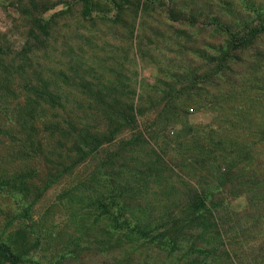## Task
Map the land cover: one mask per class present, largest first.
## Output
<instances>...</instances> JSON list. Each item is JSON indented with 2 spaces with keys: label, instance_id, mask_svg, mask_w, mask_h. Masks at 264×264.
<instances>
[{
  "label": "rangeland",
  "instance_id": "1",
  "mask_svg": "<svg viewBox=\"0 0 264 264\" xmlns=\"http://www.w3.org/2000/svg\"><path fill=\"white\" fill-rule=\"evenodd\" d=\"M259 20L264 0H0V59H28L41 74L33 87L61 97L56 109H75L81 119L84 111L99 109L85 98L90 84L132 100L143 112L133 130L115 132L92 160L76 169L64 162L49 186L28 179L31 171L20 172V159L0 158V245L20 255L22 264H206L205 253L193 254L179 239L167 245L155 234L142 239L113 231L112 224L190 220L171 208L186 203L197 180L193 174L205 178L204 156L201 165L188 167L197 149L215 136L226 139L221 148L236 143L255 150L262 144L264 33L247 49L230 51L219 29L236 34L243 23L256 26ZM188 109L196 113L191 129L183 124ZM207 111L215 128L206 124ZM93 125L96 133L105 125L115 129ZM174 137L183 140L175 145ZM114 186L122 188L117 200L109 191ZM246 203L240 197L224 206L239 213ZM115 204L125 208L118 211ZM263 237L264 227L255 226L248 243L255 250Z\"/></svg>",
  "mask_w": 264,
  "mask_h": 264
},
{
  "label": "trees",
  "instance_id": "2",
  "mask_svg": "<svg viewBox=\"0 0 264 264\" xmlns=\"http://www.w3.org/2000/svg\"><path fill=\"white\" fill-rule=\"evenodd\" d=\"M259 17L257 16L258 19ZM35 26L45 34L44 26ZM219 29L225 33L230 51L244 50L264 33V20H259L256 26L245 22L236 34L225 26H219ZM40 75L28 65V59H0V122L10 119L7 126L0 123V158L20 159L23 164L19 166L20 172L31 171L34 175L28 179L36 177L41 179L37 181L49 186L61 175L64 162L76 169L84 160H92L103 145L114 140L115 132L131 130L143 112L134 109L132 100L128 98L126 100L130 103L116 94L94 90L92 85L86 84L85 91H90L85 95L86 100L99 109H88L81 115L84 119L80 116L78 118L75 109L67 112L54 107L61 97L48 89L33 87V82L37 81L36 76ZM154 114L156 118L161 116L160 112ZM185 117L183 124L191 129L193 126L186 125ZM44 118L48 122L40 124ZM82 120L86 123L80 126ZM97 121L104 125L113 124L115 129L110 131L111 127L105 125V132L96 133L93 123ZM145 121L150 123L149 118ZM167 124H164L163 129ZM213 126L215 128V124ZM153 133L154 131L150 135ZM259 134V142L262 144L255 150L250 145L237 148L236 143L221 148L226 139L216 136L215 140L210 139L206 145L197 149V157L188 167L201 165V158L204 156L203 162L208 164L205 178H211V183L206 185L205 178L201 179L193 174L197 180L189 191L186 203L171 208L187 218L192 217L190 220L162 222L132 219L122 224L114 221L112 230H124L142 239H150L155 234L156 240L167 245H173L179 239L177 243L193 254L205 253L206 264H264V237L262 245L255 250L248 243L250 230L258 225L264 227V132L259 131L257 137ZM172 140V143L179 145L183 138L174 137ZM196 147L198 146L195 149ZM220 148L230 152L224 153ZM233 154L235 156L230 157ZM164 163L172 166L170 161ZM174 166L181 167L177 163ZM204 167L202 166V170ZM184 168L185 166L182 169ZM19 179L18 183H21L23 179ZM16 180L11 178L7 181L14 185ZM109 191L114 200L122 194L119 186H114ZM104 194L99 195V198L102 199ZM240 197L246 199V208L239 213L228 211V207L224 205ZM114 208L121 211L125 207L115 204ZM222 212L226 214L217 217ZM0 262L22 264L20 255L5 244L0 245Z\"/></svg>",
  "mask_w": 264,
  "mask_h": 264
},
{
  "label": "built area",
  "instance_id": "3",
  "mask_svg": "<svg viewBox=\"0 0 264 264\" xmlns=\"http://www.w3.org/2000/svg\"><path fill=\"white\" fill-rule=\"evenodd\" d=\"M194 114H196V113H194L193 109H188L187 110L186 117H185V123H186L187 126H193V123L191 121V117H193ZM205 116H207L209 118V121H208V123L206 122V124L208 126L212 127L213 126V123H212L213 122V112L212 111H207ZM172 134H173V132H170V135H172Z\"/></svg>",
  "mask_w": 264,
  "mask_h": 264
}]
</instances>
